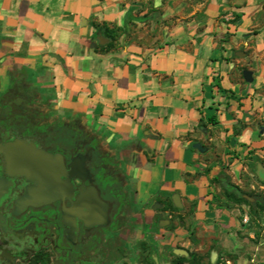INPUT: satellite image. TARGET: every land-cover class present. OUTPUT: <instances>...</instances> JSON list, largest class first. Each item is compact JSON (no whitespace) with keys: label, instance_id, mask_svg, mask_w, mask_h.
Returning <instances> with one entry per match:
<instances>
[{"label":"crops","instance_id":"crops-1","mask_svg":"<svg viewBox=\"0 0 264 264\" xmlns=\"http://www.w3.org/2000/svg\"><path fill=\"white\" fill-rule=\"evenodd\" d=\"M12 83L114 159L126 220L159 218L173 246L174 213L230 225L211 180L264 152V0H0V94Z\"/></svg>","mask_w":264,"mask_h":264},{"label":"flooded vegetation","instance_id":"flooded-vegetation-1","mask_svg":"<svg viewBox=\"0 0 264 264\" xmlns=\"http://www.w3.org/2000/svg\"><path fill=\"white\" fill-rule=\"evenodd\" d=\"M33 105L14 83L0 94V264H181L174 246L161 248L159 218L140 227L126 220L132 194L114 159ZM18 140L57 159L55 181L6 160Z\"/></svg>","mask_w":264,"mask_h":264},{"label":"rangeland","instance_id":"rangeland-1","mask_svg":"<svg viewBox=\"0 0 264 264\" xmlns=\"http://www.w3.org/2000/svg\"><path fill=\"white\" fill-rule=\"evenodd\" d=\"M262 91L264 95V88ZM230 155L220 173L239 188L245 201L225 199L215 177L211 180L215 186L213 205L228 213V227L207 221L194 224L174 213L165 229L179 227L184 231L173 245L181 251L176 254L181 264H264V177L256 174L257 166H264V152L259 156L246 154L242 159Z\"/></svg>","mask_w":264,"mask_h":264},{"label":"water","instance_id":"water-1","mask_svg":"<svg viewBox=\"0 0 264 264\" xmlns=\"http://www.w3.org/2000/svg\"><path fill=\"white\" fill-rule=\"evenodd\" d=\"M245 78L249 81L250 72H245ZM6 160L10 164H15L18 170L25 174L36 173H53L54 181L56 180V171L59 170V164L56 158L47 157L42 151L35 148L34 144H29L25 140H18L15 143L9 144L5 150ZM256 174L264 177V166L258 165ZM48 196V195H47ZM177 197V196H176ZM248 198V197H246ZM178 199V198H177ZM252 200L251 198H248ZM173 204L180 206L179 201H175V196L172 197ZM181 252L180 250L176 253ZM169 264V263H164Z\"/></svg>","mask_w":264,"mask_h":264},{"label":"trees","instance_id":"trees-1","mask_svg":"<svg viewBox=\"0 0 264 264\" xmlns=\"http://www.w3.org/2000/svg\"><path fill=\"white\" fill-rule=\"evenodd\" d=\"M104 34L106 35V33H104ZM115 35H116V33H112V35H110V36L107 35V37H109V39L113 40ZM216 179L219 182L220 189H221V192H222V196L225 199L233 200L235 202L245 201V199H244L243 195L241 194L239 188L236 185L232 184L228 180L227 177L222 176L221 178L217 177Z\"/></svg>","mask_w":264,"mask_h":264},{"label":"bare ground","instance_id":"bare-ground-1","mask_svg":"<svg viewBox=\"0 0 264 264\" xmlns=\"http://www.w3.org/2000/svg\"><path fill=\"white\" fill-rule=\"evenodd\" d=\"M175 201H176V202H178V199H177V197H176V196H175Z\"/></svg>","mask_w":264,"mask_h":264}]
</instances>
